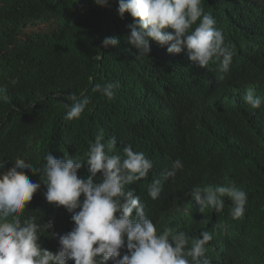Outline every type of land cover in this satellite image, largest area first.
<instances>
[{
	"label": "trees",
	"instance_id": "16d2710c",
	"mask_svg": "<svg viewBox=\"0 0 264 264\" xmlns=\"http://www.w3.org/2000/svg\"><path fill=\"white\" fill-rule=\"evenodd\" d=\"M109 5L0 0V159L26 154L41 169L35 174L39 183L48 151L55 158L68 153L86 159L89 141L103 133L105 142L115 137L116 152L123 156L127 145L147 150L166 137L165 155L156 159L155 170L179 159L178 180L214 188L235 182L248 194L247 203L238 219L231 215L227 196L221 212L211 207L201 211L195 201H185L184 208L151 206L149 214L159 226L191 237L208 231L212 245L243 244L236 264H264V102L253 109L243 99L252 89L264 101L262 65L218 82L207 83L197 69L181 82H169L163 75L167 46L150 40L149 55L137 58V49L126 39L133 17L127 12L123 19L119 16L118 0ZM246 5V0H202L224 42L252 49V57L260 54L264 64V19L260 24L258 17L243 19ZM105 37H117L119 45L102 47ZM96 54L102 59H92ZM114 81L120 87L112 100L92 91L94 84ZM81 90L91 103L79 119L65 121L62 102ZM45 189L41 183L38 191ZM46 210L57 211L48 205Z\"/></svg>",
	"mask_w": 264,
	"mask_h": 264
},
{
	"label": "clouds",
	"instance_id": "9594fccd",
	"mask_svg": "<svg viewBox=\"0 0 264 264\" xmlns=\"http://www.w3.org/2000/svg\"><path fill=\"white\" fill-rule=\"evenodd\" d=\"M242 18L264 19V0H246ZM99 6L108 7L109 0H94ZM117 12L123 19L127 12L133 22L127 25L130 34L127 41L137 49L138 56H148L150 40L167 46V69L164 78L169 82H181L197 69L207 78V83L225 78H238L251 74L257 68L264 69L262 56L252 57V49H244L235 43L224 42V35L215 25L211 12H205L202 0H118ZM198 22V23H197ZM193 25L196 27L193 28ZM173 30V31H172ZM117 37H105L102 47L118 46ZM101 60L96 54L92 57ZM261 62V64H260ZM119 81L94 84L93 92H99L108 100L115 98ZM2 86H0V95ZM3 96V95H2ZM244 101L253 109L259 108L262 98L249 89ZM62 102L66 110L64 120L79 119L91 103L84 90L71 92ZM166 132V128H160ZM166 137L147 150L164 149ZM115 137L105 142L103 133L89 141L86 159L65 153L62 159L50 151L44 157L43 178L34 182L26 174L41 173V169L23 158H16L7 168V158L0 159V264H236L242 254H229L221 248L227 244L212 245V235L202 231L200 237H191L185 231L157 229L146 215V204L135 189L126 190V185L147 178L153 162L143 151H134L131 145L123 148V156L116 152ZM141 150V149H139ZM86 166L90 175L85 178L78 170ZM181 160L173 161L163 173V180L175 178L182 170ZM99 173V176H98ZM41 183L49 203L64 206L71 213L74 227L67 233H50L58 236L59 249L55 253L41 247L42 234L53 228V221L37 222L35 216L21 219L28 202L33 199ZM163 190L162 180H154L148 186V195L157 199ZM83 194V199L81 195ZM203 211L211 207L216 212L224 208V197L231 202L234 219L243 216L247 193L235 182L227 186H195L187 194ZM206 245L215 248L207 252ZM127 249L122 255L121 250Z\"/></svg>",
	"mask_w": 264,
	"mask_h": 264
},
{
	"label": "bare ground",
	"instance_id": "6f19581e",
	"mask_svg": "<svg viewBox=\"0 0 264 264\" xmlns=\"http://www.w3.org/2000/svg\"><path fill=\"white\" fill-rule=\"evenodd\" d=\"M37 23V22H36ZM160 48H162L161 45L158 44ZM164 58H167V54L164 53ZM164 58H161V61H166ZM168 137V136H167ZM163 139V138H162ZM135 151H143L145 153V156L150 159L153 162V168L150 170L147 178H142L139 181H136L135 183L128 184L126 185V190L131 191L135 189L134 195L139 196L141 201L146 204V208L148 206V211L145 208V211L148 212V217L151 218L156 224L158 232L163 231L165 228H170L167 226H159L155 220V216H152L149 214V208L154 205H169V204H174L178 208L179 207H185V201L188 202H193L192 198L190 195H187L190 190L195 187L193 186L194 184H190L186 181H181L178 180L175 176V178H169L168 180H163V173L165 170L170 169L172 166V161H169L166 165H163L160 169L155 170V161L159 157L162 159L165 155L163 151H158V150H135ZM23 158L25 159L26 162V154L24 153H11V154H6V158L8 160L7 168L12 166V163H14V160L16 158ZM45 157V156H44ZM43 157V159H44ZM30 163V162H29ZM31 180L34 182H38V180L35 177V174L31 172L26 173ZM78 175H83L85 178H87L90 173L87 170L86 166H82L78 170ZM99 176V173H98ZM162 180L163 182V190L160 194V196L153 200L149 195H148V186L154 181V180ZM193 186V187H191ZM173 188V190H172ZM45 190H40L34 193L32 201V205L28 206L29 208H25L21 219H25L31 216H35L37 218V222H40L42 224L47 223L49 220L53 221V228L48 230V233L45 232L44 234L41 235L39 243L41 247L46 248L52 252H56L59 249V241H58V236L53 237L50 235V233L55 232L58 234H64L69 232L73 227H74V222L71 220V213H69L64 206H59L57 207L53 203H49L43 193L46 191ZM81 199H83V194L81 195ZM46 205L56 209V212H49L46 210ZM207 252L213 250L215 247L212 245H206ZM225 252L229 254H238L242 251V247L239 245L235 244H227L224 245L222 248ZM127 249H122L121 254L123 255ZM68 264H74V261H69ZM108 264H113L111 260L108 261ZM222 264H228V263H222Z\"/></svg>",
	"mask_w": 264,
	"mask_h": 264
}]
</instances>
